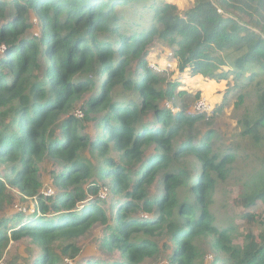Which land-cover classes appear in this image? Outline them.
I'll return each mask as SVG.
<instances>
[{
    "label": "trees",
    "instance_id": "obj_1",
    "mask_svg": "<svg viewBox=\"0 0 264 264\" xmlns=\"http://www.w3.org/2000/svg\"><path fill=\"white\" fill-rule=\"evenodd\" d=\"M190 1L180 11L174 0H0V211L12 204L9 189L35 203L0 216V262L10 242L28 239L32 264H141L161 251L163 264H195L198 241L211 235L221 264H264V0ZM138 7L152 13L141 30L128 25ZM156 41L178 73L230 79L240 100L247 87L256 92L237 125L258 168L235 202L259 199L263 215H240L241 245L231 239L237 227L216 226L210 212L239 152L215 149L211 128L191 135L202 114L165 105L183 91L149 66ZM85 95L83 116L69 114ZM44 158L54 196L40 193ZM106 179L120 202L110 215L98 197ZM96 224L99 249L116 255L83 258L77 240Z\"/></svg>",
    "mask_w": 264,
    "mask_h": 264
},
{
    "label": "rangeland",
    "instance_id": "obj_2",
    "mask_svg": "<svg viewBox=\"0 0 264 264\" xmlns=\"http://www.w3.org/2000/svg\"><path fill=\"white\" fill-rule=\"evenodd\" d=\"M174 1L177 2L180 11L191 4L190 0ZM138 8L137 14L142 13V15L136 16V9L128 13L127 17L128 15L129 17H133L128 25L131 27L136 22H139L138 29L141 30L147 27L148 20L152 13L148 11V8ZM32 22L35 24L34 18ZM147 50L148 58L152 61L149 66L155 64L159 65L162 69V73L159 74L167 79L176 78L179 81V89L183 91V95H177L174 100L167 102L168 105L174 102L175 109L184 108L187 113H199L195 112L194 106L201 97H207V99L209 98L214 103V107L218 109V111L213 112V107L206 113H199L204 116V121L196 124L191 131V135L197 139V135L211 128L216 134L213 138L215 149H219L221 152L228 150H231V152H239L236 156V161L230 166V173L227 179L218 182L215 186L210 212L216 226L224 228L233 224L237 227L231 239L233 244L241 245L243 243L245 229L243 227V219L240 215L245 212H252L255 216L263 215V204L259 199L249 208H243L235 202L240 193L248 189L247 187L250 186L252 181L251 177L255 169L257 170L258 168L257 158L251 154L254 149H251L246 140L239 138V127L237 125L238 120L241 119L242 116L245 114H253L256 103V92H254L252 86H249L246 88L248 89L247 91H249L248 94H245L240 100V91L231 87L232 81H230V79H228V81L215 83L209 78H204L199 75L191 76L189 73H178L177 69L174 67V60L171 58V50L158 41L149 44ZM167 64H170V66L168 67ZM197 94H199V97H197ZM87 97L88 95H85L83 98L77 100L69 114H74L78 110L84 112L82 107ZM220 105L222 106L220 107ZM83 125L85 126V123ZM86 130L96 133L98 128L92 123ZM263 154L264 151H260L258 155ZM37 166L38 175L42 182L40 193L43 194V192L49 190L48 188H51L53 193L50 196H54L56 194V189L51 183L50 176V171L54 168L53 161L44 158L38 162ZM108 183L109 179H106L104 181V186L108 187ZM9 191L12 194V204L10 206L4 204L0 211V216L4 213H8L9 210L19 211L29 208V210L32 211L33 207H35V203L32 199L24 197L14 189H9ZM118 198L119 196L113 195L109 191L105 198H101L102 201L100 202V206L110 215V213L114 211L112 206H118L120 203ZM138 214L140 217L148 216L142 211H139ZM102 227L103 225L96 224L88 234L77 240V245L80 246L83 251V258L91 256L94 253H98L103 257H112L116 255L117 251L105 252L99 249ZM258 230H260V226H254V232L257 233ZM214 239L215 237L210 235L198 241V252L195 264H221L218 258L223 259L226 257V254L214 248ZM36 249L37 247L28 239H22L19 242H10L0 264H32ZM165 256L166 253L161 251L160 255L152 259H146L141 264H163L166 262Z\"/></svg>",
    "mask_w": 264,
    "mask_h": 264
},
{
    "label": "built area",
    "instance_id": "obj_3",
    "mask_svg": "<svg viewBox=\"0 0 264 264\" xmlns=\"http://www.w3.org/2000/svg\"><path fill=\"white\" fill-rule=\"evenodd\" d=\"M219 11H221V10H219ZM167 66L169 67L170 66V64H167ZM151 68H153V70L156 72V73H162L161 71H162V69L160 68V66L159 65H151L150 66ZM167 104V103H166ZM210 109H211V106H210V104L206 101V99L204 98V97H201L197 102H196V104H195V106H194V110H195V112H199V113H206V112H208V111H210ZM171 110L173 111V108H171ZM74 115L76 116V117H78V118H80V117H82L83 116V114H82V112L80 111V110H78V111H76L75 113H74ZM49 190H47L46 192H43V194H44V196H50V195H52V189L51 188H48ZM107 193H108V187L107 186H104L103 188H102V190L99 192V194H98V197L101 199H103V198H105V196L107 195ZM106 194V195H105ZM66 264H73V262L71 261V260H69V259H65V261H64Z\"/></svg>",
    "mask_w": 264,
    "mask_h": 264
}]
</instances>
